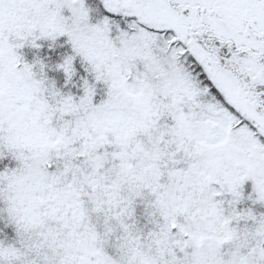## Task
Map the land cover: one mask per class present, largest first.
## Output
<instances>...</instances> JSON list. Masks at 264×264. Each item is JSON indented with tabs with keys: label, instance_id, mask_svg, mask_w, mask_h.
<instances>
[{
	"label": "snow or ice",
	"instance_id": "obj_1",
	"mask_svg": "<svg viewBox=\"0 0 264 264\" xmlns=\"http://www.w3.org/2000/svg\"><path fill=\"white\" fill-rule=\"evenodd\" d=\"M0 264H264V0H0Z\"/></svg>",
	"mask_w": 264,
	"mask_h": 264
}]
</instances>
